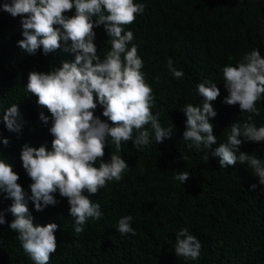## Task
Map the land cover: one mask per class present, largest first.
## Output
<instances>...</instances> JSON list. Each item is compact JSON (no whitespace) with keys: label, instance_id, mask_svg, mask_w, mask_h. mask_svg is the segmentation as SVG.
<instances>
[{"label":"trees","instance_id":"obj_1","mask_svg":"<svg viewBox=\"0 0 264 264\" xmlns=\"http://www.w3.org/2000/svg\"><path fill=\"white\" fill-rule=\"evenodd\" d=\"M6 0H0L3 4ZM11 2V0H7ZM145 4V11L127 26L133 31L132 43L144 62L142 71L151 85L154 105L162 127L174 126L171 138L137 151L132 142L122 145V158L129 168L119 182L90 198L100 204L103 216L89 219L82 233L74 232V218L69 215L66 198L55 194L58 203L36 211L28 207L34 225L57 224V249L49 264H264V185L252 174L248 165L219 167V158L204 156L211 151L189 148L184 141L186 104L200 105L197 84L204 80L217 83L220 96L212 102L215 117L213 135L217 143L227 141L234 122L243 123L248 113L239 105H228L222 67L235 66L242 56L258 48L264 57V0H134ZM75 10L66 13L74 15ZM95 19V18H93ZM98 55L104 58L110 50V38L103 26L94 29ZM23 39L21 17H12L0 8V135L9 140L0 142V158L18 173V183L30 195L31 180L22 167L20 151L24 144L51 150L49 132L51 114L36 104V97L26 91L31 71H48L61 61H73L74 53L58 49L44 55H32L21 49ZM131 46V45H129ZM182 69L184 77L177 80L167 68ZM158 78V79H157ZM12 104L19 109V132H10L2 116ZM259 115L252 121L264 126V99L257 103ZM102 106L95 115L102 120ZM40 112L49 117L48 124L39 119ZM110 123V122H109ZM150 128V126H146ZM135 136V133H134ZM240 151L264 160V142L244 141ZM115 153L109 143L105 160ZM98 166V163H97ZM189 171L190 178L181 184L176 172ZM256 184L255 189L250 185ZM87 195V193H85ZM12 201L0 193V212L5 223L0 225V264H34L25 253L18 233L9 228L14 219L7 211ZM131 215L135 235L117 231L119 218ZM187 227L202 243L200 258L184 260L174 253L176 233Z\"/></svg>","mask_w":264,"mask_h":264},{"label":"clouds","instance_id":"obj_2","mask_svg":"<svg viewBox=\"0 0 264 264\" xmlns=\"http://www.w3.org/2000/svg\"><path fill=\"white\" fill-rule=\"evenodd\" d=\"M0 8L12 17H21L23 39L18 45L27 53L34 55L42 49L48 55L62 49L75 54L73 61H61L52 70L28 74L26 91L36 97L39 107L51 114L48 130L53 137L51 150L45 144L39 147L24 144L21 148L22 167L31 180L30 195L18 183L20 176L12 165L0 158V193L12 201L7 209L14 217L9 228L18 233L22 248L34 264H49L58 246L55 236L58 226L34 225L29 201L36 211H43L58 203L55 196L58 192L68 201L74 232L82 233L90 218L99 220L103 216L100 204L90 197L110 182L121 181L129 168L120 154L122 145L131 141L133 148L141 151L153 142L162 143L164 138H171L174 126L162 127L159 112L154 115L151 111L153 89L142 71L144 62L138 46L132 43L134 33L127 29L144 13V3L134 0H11L9 3L6 0ZM73 9L74 15H66ZM101 25L111 45L103 59L94 42V29ZM167 68L177 80L185 75L182 69L173 66L171 58ZM222 75L228 93L224 103L238 104L241 112L249 114L247 120L232 123L227 141L212 150L217 137L213 135L214 126L209 117L217 114L212 102L220 96V89L217 83L206 79L196 86L202 104L188 103L182 110L186 116L182 138L190 141L188 147L198 152L211 149L203 158L205 163L209 156L218 157L221 168L246 163L259 184L264 185V160L239 150L244 141L264 142V126L257 127L252 121L253 115H259L257 103L264 99V57L254 48L235 66H223ZM98 104L107 120L95 115ZM18 117L17 104L4 110L2 121L8 131L21 130ZM39 119L48 124L49 117L43 112ZM0 142L9 144L2 135ZM109 143L114 145L115 153L105 160ZM189 178V171L176 172L173 177L181 184ZM255 188L256 184L250 185V189ZM132 220L131 215L119 218L117 231L135 235ZM5 222L0 212V225ZM201 248L202 243L187 227L176 233V257L196 261Z\"/></svg>","mask_w":264,"mask_h":264}]
</instances>
